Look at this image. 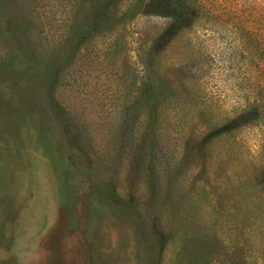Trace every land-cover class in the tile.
<instances>
[{
    "label": "rangeland",
    "instance_id": "1",
    "mask_svg": "<svg viewBox=\"0 0 264 264\" xmlns=\"http://www.w3.org/2000/svg\"><path fill=\"white\" fill-rule=\"evenodd\" d=\"M148 1L0 0V264H264L224 58L259 0Z\"/></svg>",
    "mask_w": 264,
    "mask_h": 264
},
{
    "label": "trees",
    "instance_id": "2",
    "mask_svg": "<svg viewBox=\"0 0 264 264\" xmlns=\"http://www.w3.org/2000/svg\"><path fill=\"white\" fill-rule=\"evenodd\" d=\"M195 0H149L144 8L146 14L162 16L173 26L193 17ZM250 13L249 19L231 23L235 36L229 58V68L236 67L234 87L239 113L238 123H243L252 133L251 145L264 154V0ZM243 16V15H242ZM224 59V60H225ZM145 93V94H144ZM142 98L150 101L151 94L144 92ZM153 99V98H152ZM153 102V101H152ZM264 163V155H263Z\"/></svg>",
    "mask_w": 264,
    "mask_h": 264
}]
</instances>
